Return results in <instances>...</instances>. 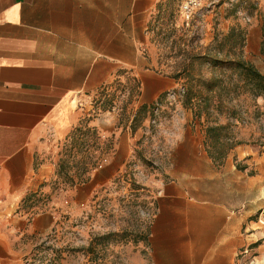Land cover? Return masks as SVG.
<instances>
[{
	"label": "crops",
	"instance_id": "obj_1",
	"mask_svg": "<svg viewBox=\"0 0 264 264\" xmlns=\"http://www.w3.org/2000/svg\"><path fill=\"white\" fill-rule=\"evenodd\" d=\"M161 1L0 0V264H19L25 248L56 223L51 211L31 215L21 207L49 177L45 150L68 137L123 62L145 65L139 44ZM252 62L264 75V66ZM175 87L168 76L147 74L139 102L154 104ZM195 124L186 127L181 152H174V181L162 193L151 252L158 264H234L240 220L234 211L241 200L235 204L224 184L228 158L215 167ZM258 162L264 181V149ZM116 173L111 164L101 167L71 190L72 202L85 204Z\"/></svg>",
	"mask_w": 264,
	"mask_h": 264
},
{
	"label": "rangeland",
	"instance_id": "obj_2",
	"mask_svg": "<svg viewBox=\"0 0 264 264\" xmlns=\"http://www.w3.org/2000/svg\"><path fill=\"white\" fill-rule=\"evenodd\" d=\"M185 1H161L139 44V57L145 65L123 62L120 75L91 98L78 123L93 127L90 123L94 121L103 140H114L115 150L103 166L117 167L115 177L85 204L73 203L71 189L57 173L71 141L65 137L49 142L42 160L49 177L21 207L31 215L51 211L56 223L32 242L34 247L25 248L19 264H158L151 252V238L162 195L174 181L170 172L174 152H181L186 127L196 123L204 133L209 155L206 128L225 124L231 108L238 115L230 121L229 134L240 145L226 157L230 166L224 184L233 190L235 204L241 200L234 211V217L240 219L235 222L239 250L234 264H264V181L258 178V160L264 149V98L253 96L248 88L232 87L225 97V113H217L215 99L208 115L206 106L184 103L188 80L181 79L182 74L209 80L215 73L210 63L194 62L188 73L184 65L190 58L215 57V38H222L237 25L247 30V37L244 48L236 46L229 58L264 66V0H206L189 21L183 15ZM147 74L168 76L176 87L154 104L141 105ZM194 89L208 94L202 88ZM244 148L249 152H243ZM209 158L217 169L226 164V159L219 165ZM214 188H218L216 182ZM87 248H98L100 255L91 257Z\"/></svg>",
	"mask_w": 264,
	"mask_h": 264
},
{
	"label": "trees",
	"instance_id": "obj_3",
	"mask_svg": "<svg viewBox=\"0 0 264 264\" xmlns=\"http://www.w3.org/2000/svg\"><path fill=\"white\" fill-rule=\"evenodd\" d=\"M246 37L247 30L245 28L239 25L233 26L228 34L222 38L218 36L215 38L212 48L216 56L211 60H207V57L190 58L189 62L184 65L185 72L188 73L194 62H208L215 68V73L209 80L181 74V79L188 80L184 103H195L199 107L204 105L207 107L208 115H210V108L216 99L218 101L217 113L222 116L225 113L223 108L227 109L225 97L228 96L232 87L236 89L248 88L253 96L264 98V75L257 69L256 65L244 58H229L236 46L241 49L244 48ZM218 71H220L219 75L216 74ZM233 75L238 78L234 79ZM194 87L202 88L208 94H204ZM228 115L229 118L225 124L207 126L206 128V145L209 156L219 165H223L228 154L240 145V142L231 139L229 134V129L232 126L230 121L237 119L236 109L231 108ZM88 124L80 123L68 135L67 140H70L71 143L66 149L67 159H61L59 162L57 173L63 177L64 184L68 185L71 190L86 184L92 172L100 169L107 157L115 150L114 140H103L98 129L90 127ZM143 241L146 242V239ZM86 252L91 257L100 255L98 248H87Z\"/></svg>",
	"mask_w": 264,
	"mask_h": 264
},
{
	"label": "built area",
	"instance_id": "obj_4",
	"mask_svg": "<svg viewBox=\"0 0 264 264\" xmlns=\"http://www.w3.org/2000/svg\"><path fill=\"white\" fill-rule=\"evenodd\" d=\"M206 0H186L183 4V15L187 21H189L196 11H199ZM159 107L154 109V114L159 111ZM154 122V120H153Z\"/></svg>",
	"mask_w": 264,
	"mask_h": 264
}]
</instances>
